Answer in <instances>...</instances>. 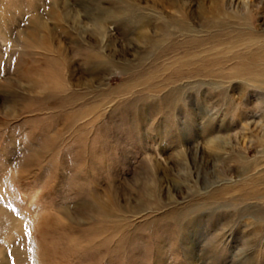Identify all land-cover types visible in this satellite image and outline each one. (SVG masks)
<instances>
[{"label": "rangeland", "instance_id": "374dc122", "mask_svg": "<svg viewBox=\"0 0 264 264\" xmlns=\"http://www.w3.org/2000/svg\"><path fill=\"white\" fill-rule=\"evenodd\" d=\"M249 1L0 0V264H264Z\"/></svg>", "mask_w": 264, "mask_h": 264}, {"label": "bare ground", "instance_id": "6f19581e", "mask_svg": "<svg viewBox=\"0 0 264 264\" xmlns=\"http://www.w3.org/2000/svg\"><path fill=\"white\" fill-rule=\"evenodd\" d=\"M250 1H251V0H250ZM250 1H249V2H250ZM237 3H238V2H237ZM244 4H245V3H244ZM228 5H229V4H228ZM250 5H251V4H250ZM251 9H253V8H251ZM242 11H243V10H242ZM252 11H253V10H252ZM254 11H255V10H254ZM254 11H253V12H254ZM262 12H263V11H262ZM253 19H254V18H253ZM261 24H262V23H261ZM263 26H264V25H263ZM263 28H264V27H263ZM248 30H249V29H248ZM263 31H264V30H263ZM257 36H258V35H257ZM244 37H245V36H244ZM260 48H261V47H260ZM261 52H262V51H261ZM253 53H254V52H253ZM259 54H260V53H259ZM261 54H262V53H261ZM251 56H252V55H250L249 57H251ZM254 56H255V55H254ZM260 57L262 58L261 55H260ZM260 57H259V58H260ZM251 58H252V57H251ZM256 58H257V60L259 59L257 56H256ZM245 59H246V57H245ZM247 59H248V58H247ZM249 59H250V58H249ZM250 60H251V59H250ZM254 60H255V58H254ZM255 61H256V60H255ZM252 62H253V60H252ZM240 64H241V62H240ZM242 65H243V64H242ZM239 71H240V70H239ZM263 74H264V73H263ZM262 81H263V80H262ZM262 121H264V119H262ZM262 124H263V123H262ZM214 140H215V139H214ZM222 140H223V139H222ZM263 141H264V140H263ZM213 142H214V141H213ZM211 143H212V142H211ZM225 144H226V143H225ZM225 144H224V147H225ZM222 145H223V144H222ZM258 177H259V176H258ZM258 177H257V178H258ZM261 181H263V180H261ZM260 184H261V183H260ZM247 186H248V185H247ZM249 186H250V188H251L253 185L251 186V185L249 184ZM257 186H258V185H257ZM259 189H261V188H259ZM254 190H255V189H254ZM249 192H250V191H249ZM256 192H257V191H256ZM256 192H255V193H256ZM245 193H246V192H245ZM261 194H262V193H261ZM263 194H264V193H263ZM244 195H245V194H244ZM258 195H260V194H258ZM242 197H243V196H242ZM251 197H252V196H250V198H251ZM257 197H258V196H257ZM247 198H248V196H247ZM255 198H256V197H255ZM256 199H257V198H256ZM243 200H244V199H243Z\"/></svg>", "mask_w": 264, "mask_h": 264}]
</instances>
